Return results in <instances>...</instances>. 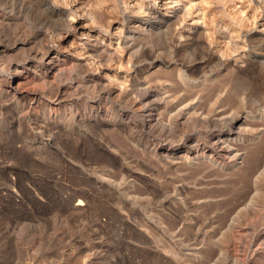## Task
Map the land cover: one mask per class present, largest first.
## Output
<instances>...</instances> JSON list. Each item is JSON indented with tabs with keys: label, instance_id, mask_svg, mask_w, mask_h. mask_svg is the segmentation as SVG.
Returning <instances> with one entry per match:
<instances>
[{
	"label": "rangeland",
	"instance_id": "374dc122",
	"mask_svg": "<svg viewBox=\"0 0 264 264\" xmlns=\"http://www.w3.org/2000/svg\"><path fill=\"white\" fill-rule=\"evenodd\" d=\"M102 1L107 6L96 12V22L122 28L111 7L115 0ZM236 6L250 27L264 21V0ZM68 32L55 42L79 53L81 33ZM141 48L148 69L151 45ZM15 62L14 56L0 60L2 86ZM127 70L116 60L101 72L118 81ZM168 77L164 68L153 80ZM104 89L85 83L75 68L54 84H27L19 98L0 88V264H264V176L259 190L245 181L264 165L262 140L251 150L239 146L244 156L234 174L169 168L154 152L155 138L170 134L166 110L174 94L163 102L159 125L146 130L145 104L134 107L141 92L116 101L103 99ZM250 112L259 117L262 108ZM255 126L264 130V120ZM199 130L173 129L176 146L193 134L202 141Z\"/></svg>",
	"mask_w": 264,
	"mask_h": 264
},
{
	"label": "bare ground",
	"instance_id": "6f19581e",
	"mask_svg": "<svg viewBox=\"0 0 264 264\" xmlns=\"http://www.w3.org/2000/svg\"><path fill=\"white\" fill-rule=\"evenodd\" d=\"M83 1L0 0V60L17 57L4 86L0 79L1 90L19 98L27 84L51 85L75 68L85 83L105 87L101 93L105 100L120 101L141 92L134 107L145 104L140 113L148 119L146 130L162 121L160 110L171 92L176 102L166 110L170 134L155 138L159 149L154 152L169 168L200 166L207 172L234 174L244 156L239 146L251 150L262 140L264 147V130L255 126L264 120V21L250 27L245 11L236 6L239 0H115L111 7L124 21L117 31L110 30L116 22L110 29L96 22V12L107 4ZM79 4L85 6L76 7ZM26 20L31 21L27 26ZM72 29L81 33L79 53L63 50L55 42ZM159 32L163 37L157 41ZM144 44L151 45L148 69L143 68L149 60L142 52ZM116 60L128 70L111 81L101 69ZM242 66L247 68L243 74L236 70ZM164 68L169 77L154 81ZM196 68L199 74L191 72ZM62 89L61 98L69 88ZM255 105L262 108L259 117L250 112ZM193 128L200 129L204 139L197 141L193 134L177 147L172 130ZM263 176L264 165L247 174L245 181L259 190L256 185ZM260 218L254 219L261 222ZM241 234L237 231L230 238Z\"/></svg>",
	"mask_w": 264,
	"mask_h": 264
}]
</instances>
